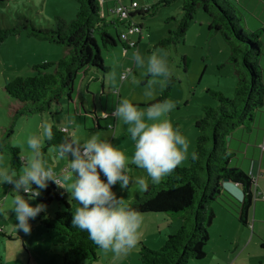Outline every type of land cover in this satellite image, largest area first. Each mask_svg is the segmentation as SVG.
Wrapping results in <instances>:
<instances>
[{
    "label": "rangeland",
    "instance_id": "1",
    "mask_svg": "<svg viewBox=\"0 0 264 264\" xmlns=\"http://www.w3.org/2000/svg\"><path fill=\"white\" fill-rule=\"evenodd\" d=\"M131 1L138 4L140 11L151 10L160 0H109L106 3L109 14L107 21H113L116 18L112 14L116 5L120 4L130 8ZM230 1L234 15L240 20L244 33L248 35L251 33L244 23L248 17L261 25L259 20H264V0ZM182 3L183 0H175L167 7H158L153 15H148L143 20L136 19L142 25V32L141 40L135 49L128 52H124L121 47L108 51L102 50L104 64L110 67V70L104 77L101 74L89 73L81 80L78 79L73 97L75 104L63 98L60 106H53L51 113L20 117L17 120L9 145L20 150L23 165L18 172L31 154L27 140L34 135L41 137V158L52 166L58 175L66 174L65 170L70 171L66 159L58 160L57 149L44 150L47 138L42 133L46 124L50 126L55 124L67 133L68 138L84 139L96 134L101 139L109 140L129 157L132 155L134 142L127 132V126L115 116V108L122 99H128L137 106H142L139 107L141 110H145L146 106L158 101L167 80L162 77H153L147 72L146 67H138L133 59V54L137 51L145 58L159 51L166 59L171 71L170 78L175 81L170 97L167 99L175 104V108L168 114V118L174 127H178L187 136L190 142L188 156L192 153L197 137L194 122L201 117V108L218 106V103L213 101L206 91L210 89L226 97H232L236 77L232 66L228 64V46L218 33L209 31V19L201 9L197 10L183 40L169 50H154L167 32L175 29L180 19ZM76 9L74 0H0V28L14 27L19 16L30 19L37 28H50L56 18L70 23L76 17ZM105 10H107L106 6ZM120 32L126 31L120 28ZM136 36L138 39L139 35ZM45 47L49 49H44ZM66 53L67 49L64 47L28 39L24 35L10 38L0 46V138L11 126L13 109L18 107V103L5 93L6 84L19 76L35 75L32 67L57 62ZM182 56H185L187 60L186 73L183 71ZM146 91H151L152 97L145 96ZM104 114L113 117L106 122L103 120ZM96 120H100L101 127L106 129H97ZM252 132L249 137L254 140L259 131ZM235 134L232 140L228 138L231 145L235 144L233 140L237 139ZM240 156L237 152L234 157V160L238 159L237 166L247 163L245 158L241 160L242 156ZM250 156L251 152L246 159L251 158ZM254 159L259 164L260 157ZM187 166L188 157L179 167ZM0 167L11 171L8 154L0 157ZM262 174L264 175V164ZM128 175L130 182L127 188L121 189L120 185L116 184L112 189L125 205L141 195L145 189L137 184L138 177H144L146 185L151 183L147 180L144 170L131 163H129ZM255 177L260 183L261 179L264 180V177L261 178L259 175ZM256 189L261 190V184L256 183L254 190ZM62 192L70 198V193L66 189L61 188L58 194L61 196ZM21 194L25 195V198L28 196V194ZM14 195L12 184L0 183V262L2 264H62V256L66 249L63 238L55 232L47 231L39 223H32L31 220L29 221L30 233L25 234L16 229L15 213L12 211ZM30 203L37 204V199L31 200ZM255 204L258 205L259 210V214L256 215ZM211 207L215 212L223 210L217 203H213ZM57 211L58 204L53 201L45 213L52 217ZM141 216L143 222L137 246L119 260L114 259L111 253L100 250L97 252L98 259L93 264H140L138 256L140 244L156 251L160 249L169 235L177 231V223L180 225L182 223L176 217L180 216L179 214H142ZM248 218V227L242 226L235 218L240 229L237 231V228L230 226L221 239L218 234L224 221L217 215L214 224L209 229V242L204 249L205 259L190 261L189 264H264V250L260 247L261 239H264L262 234L264 231V201L254 200ZM157 239L163 241L161 246H157L155 241ZM236 244L238 247H235ZM225 250L229 251L228 260L226 259L223 263H220V260L217 262L223 257ZM106 254L109 255L108 259L105 258Z\"/></svg>",
    "mask_w": 264,
    "mask_h": 264
},
{
    "label": "trees",
    "instance_id": "2",
    "mask_svg": "<svg viewBox=\"0 0 264 264\" xmlns=\"http://www.w3.org/2000/svg\"><path fill=\"white\" fill-rule=\"evenodd\" d=\"M74 1L77 6L76 17L70 23L56 18L50 28H37L30 19L19 16L14 27L0 28V46L10 38L24 35L28 39L67 49L66 55L59 61L36 65L32 67L35 75L16 77L4 88L7 96L18 103V107L13 109L11 126L0 138V157L5 154L10 156L11 171L18 172L23 165L20 150L9 145L17 120L20 117L51 113L53 106H60L63 98L74 103L78 79L81 80L89 73L104 77L109 72L110 67L104 64L101 51L118 47L124 52L135 49L142 32V25L136 19L143 20L146 16L153 15L158 7H167L175 0H160L151 10H137L130 14V19L141 29L139 33L126 29V22L120 21L114 13L112 14L116 18L107 21L109 14L106 3L109 0ZM199 9L209 19V31L218 33L229 48L228 64L233 68L236 86L232 97L210 89L206 91L218 106H203L201 117L194 122L197 137L192 153H196L197 158L192 159L191 153L187 167L177 166L160 183L147 184L141 195L127 203V206L140 215L179 214L176 217L182 222L160 249L153 251L140 244V264H189L190 261L205 259L204 249L209 242V229L217 218L211 205L217 203L242 226L248 227L249 213L254 204L255 183L249 174L231 167L237 152L230 148L228 138L233 139L235 132L239 130L250 133L256 116L264 111V68L261 64L264 58V29L250 31L249 35L244 33L230 0H183L175 29L169 30L154 50H169L183 40ZM120 28L128 33L120 32ZM132 33L139 35L137 42L128 39ZM131 43L134 44L133 47L129 46ZM181 61L186 73V57L182 56ZM174 82L170 77L166 80L157 102L170 97ZM104 115V121L113 117ZM99 122L100 120H96L95 127L99 130L106 129ZM51 128L52 139L46 140L44 150L57 149L68 138L67 133L55 124ZM226 181L240 187L242 201H237L224 190ZM60 189L49 182V186L41 190L36 197L37 204L42 203L47 209L55 201L58 211L52 217L42 212L31 222L41 224L47 231L55 232L64 239L66 249L62 264H93L101 249L88 238L86 232L72 227V212L77 205L63 192L60 196ZM260 247L264 250V240H261Z\"/></svg>",
    "mask_w": 264,
    "mask_h": 264
},
{
    "label": "clouds",
    "instance_id": "3",
    "mask_svg": "<svg viewBox=\"0 0 264 264\" xmlns=\"http://www.w3.org/2000/svg\"><path fill=\"white\" fill-rule=\"evenodd\" d=\"M133 59L153 77L166 80L171 76L168 63L159 51L147 58L137 51ZM145 96L152 97V92L146 91ZM174 108L173 102L164 100L141 110L132 101L122 99L114 114L127 126L134 142L132 155L129 157L96 134L84 139L69 137L57 147L58 160L68 161L70 171L64 175H58L41 158V137L30 136L27 145L31 154L23 168L17 172L0 167V183L13 185L16 229L30 233L29 221L46 211V205H33L30 201L52 182L66 189L70 200L76 202L71 220L73 228L86 232L99 249L111 253L114 259L127 256L137 246L143 218L125 205L112 189L116 184L121 189L129 185V163L143 169L147 180L158 184L188 157L189 139L168 118ZM42 135L52 139L50 125L44 126ZM191 156L197 158L194 152ZM136 182L141 188L146 187L144 177H138ZM21 193L28 194L27 198Z\"/></svg>",
    "mask_w": 264,
    "mask_h": 264
},
{
    "label": "crops",
    "instance_id": "4",
    "mask_svg": "<svg viewBox=\"0 0 264 264\" xmlns=\"http://www.w3.org/2000/svg\"><path fill=\"white\" fill-rule=\"evenodd\" d=\"M259 21L261 22V25H259L255 20H252V19H250L248 17L247 20L245 19L244 23H245L246 28L249 31H255L257 29H264V20L263 21L262 20H259ZM128 39L131 40V41H134V42H137V40H138L137 39V36L135 34H133V33L129 35ZM44 49H49V48H46L45 47ZM263 49H264V47H263ZM263 54H264V50H263ZM261 64H262V66L264 68V58L262 59V63ZM72 104H75V102L72 103ZM107 121H109V119ZM100 125H101V123H100ZM252 131L253 132L254 131H259L255 135L256 137H255L254 140H252V138L249 137ZM252 131L250 133H247L244 130H239V131L236 132L235 137L237 139L233 140V141H235V144L231 145V143H230V148L232 150L238 152V155L239 156L240 155L242 156L241 160H243V158H245L244 160H246L247 163H242V164H240V166H237L238 165L236 163V161H238V159H237V160H233L231 162V166L243 170L244 172H246L247 174H249L251 177H254L256 175H259L261 178H263L264 175L262 174V171H263V164H264V151L262 150V145L264 143V134H263L264 133V111H262L261 113H259L256 116V119H255V127L253 128ZM249 152H251V156L250 157L252 159L251 158L246 159V158H248ZM256 157H260L259 164H257V162L254 159ZM257 183L261 184V190H263L264 189V180L261 179V183H260V181H257ZM224 190L228 194H230L234 199H236L237 201H239V202L242 201L243 194H242V191H241V189H240L239 186L233 185V184L224 185ZM257 206L258 205L255 204V215L256 214H259L258 213L259 210H258V207ZM223 210H221L222 212L221 211L215 212L224 221V222H222V228H220V232L218 234L221 239H222V236L224 235V232L230 226L237 228V231L240 229L239 226L237 225V223L235 222L236 219L232 215H230L228 212H226L224 210L227 213V215H225L226 213ZM178 226H180V224L177 223V227L176 228H179ZM262 234L264 235V231L262 232ZM261 240H264V239H261ZM155 241L157 243V246H161L162 243H163V241L162 240H159V239H157ZM232 242H233V240H232ZM235 247H238V245L236 244ZM228 252L229 251H226L225 250L223 252V257L222 258H219L217 260V262L219 260H220V263L225 262V260L227 259V256H228L227 255ZM105 258L108 259L109 258V255L106 254L105 255Z\"/></svg>",
    "mask_w": 264,
    "mask_h": 264
},
{
    "label": "built area",
    "instance_id": "5",
    "mask_svg": "<svg viewBox=\"0 0 264 264\" xmlns=\"http://www.w3.org/2000/svg\"><path fill=\"white\" fill-rule=\"evenodd\" d=\"M101 1H103V0H101ZM138 9H139V6H138V4L136 2L131 3L130 8H127V7L123 6V5L118 4V5H116L115 9L112 10V13H114L120 19V21L126 22L124 24V27L126 29H129L133 33H139V32H141V29L136 25L135 21L130 19V17H129L130 14H133V11H136ZM122 37L125 38L124 35ZM129 46L133 47L134 44L131 43ZM262 150L264 151V143L262 145ZM67 172L68 171L65 170V173H67ZM255 178H256L255 176L252 177V179H253V181H254V183L256 185L257 179H255ZM253 200L264 201V190H258V189L254 190V192H253Z\"/></svg>",
    "mask_w": 264,
    "mask_h": 264
},
{
    "label": "water",
    "instance_id": "6",
    "mask_svg": "<svg viewBox=\"0 0 264 264\" xmlns=\"http://www.w3.org/2000/svg\"><path fill=\"white\" fill-rule=\"evenodd\" d=\"M228 141H230V140L228 139ZM228 184H231V183H229L228 181H226L224 185H228Z\"/></svg>",
    "mask_w": 264,
    "mask_h": 264
}]
</instances>
